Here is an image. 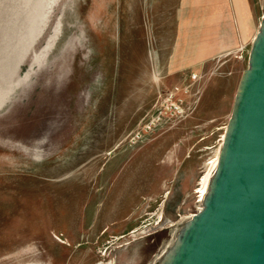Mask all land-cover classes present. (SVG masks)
Segmentation results:
<instances>
[{"label":"water","instance_id":"obj_1","mask_svg":"<svg viewBox=\"0 0 264 264\" xmlns=\"http://www.w3.org/2000/svg\"><path fill=\"white\" fill-rule=\"evenodd\" d=\"M178 0H0V264H264V15L226 129L159 220L81 242L105 156L165 83Z\"/></svg>","mask_w":264,"mask_h":264},{"label":"rangeland","instance_id":"obj_2","mask_svg":"<svg viewBox=\"0 0 264 264\" xmlns=\"http://www.w3.org/2000/svg\"><path fill=\"white\" fill-rule=\"evenodd\" d=\"M235 2L178 0V18L164 86L156 102L131 131L105 153L94 179L93 197L85 206L81 242L98 256L105 257L123 238L155 224L192 150L217 130L226 129L239 79L248 66L252 39L264 14V0H241V9L246 8L248 15V31L252 32L244 47L231 49L234 46L231 39L227 45L229 50L209 59L205 66L193 65L184 70L170 68L179 65L188 55L185 53L192 44L185 36V28L191 29L192 24L220 17L224 27H236L237 41L246 39L240 29L241 3ZM193 73H200L201 78L192 81ZM187 86L191 107L188 118L171 130L157 126L145 142L133 145L131 137L135 131L157 119V109L162 103L167 105L165 100L171 92ZM131 202V212L123 213Z\"/></svg>","mask_w":264,"mask_h":264},{"label":"crops","instance_id":"obj_3","mask_svg":"<svg viewBox=\"0 0 264 264\" xmlns=\"http://www.w3.org/2000/svg\"><path fill=\"white\" fill-rule=\"evenodd\" d=\"M235 1H236L235 3H238V2L239 4L241 3L240 4V9H241V7L243 6L242 5L243 3L241 2V0H235ZM239 12L242 13V16H243L242 19L244 20V23L242 20L240 24L241 32H243V35L246 38L244 41L242 39L237 41L236 27L235 26L228 27L227 25L226 27H224L223 22L220 19V17H214L211 21L209 20L206 23H201V24L199 23L197 25L196 23L192 24L190 27L191 29L185 28V32H186L185 36L186 38H188V41L190 42V44H192L191 46L188 45L189 49L190 48L191 49L189 50V52L185 53L188 55H186V58L181 60L179 65H171L172 67L170 66L171 67L170 69L184 70L189 67H192L193 65H198L201 67L205 66L209 59L220 56L229 50L227 45L231 41V39L234 40L233 41L234 46L231 49L235 50V49H238V47H244V45L247 44V41L250 40L248 39V37H251L252 32L248 31L249 22H248V15L246 16V8L245 9L242 8ZM202 22H205V21L202 20ZM240 79H239V82H240ZM237 89H238V86H237ZM236 93H237V90H236ZM131 207H133L132 202L128 206L129 209L128 210L124 209L123 213L131 212L132 210Z\"/></svg>","mask_w":264,"mask_h":264},{"label":"built area","instance_id":"obj_4","mask_svg":"<svg viewBox=\"0 0 264 264\" xmlns=\"http://www.w3.org/2000/svg\"><path fill=\"white\" fill-rule=\"evenodd\" d=\"M240 60L244 59V56H238ZM200 73L191 74L190 79L192 81H198L200 79ZM189 87L179 89L177 92H171L168 98L165 100L167 105L161 104L160 108L157 109L154 122L150 124L140 126L131 137L133 145L143 143L147 137L154 133L157 126L165 127L167 130L173 129L177 124L186 120L189 116L191 107L188 103ZM156 122V123H155Z\"/></svg>","mask_w":264,"mask_h":264},{"label":"bare ground","instance_id":"obj_5","mask_svg":"<svg viewBox=\"0 0 264 264\" xmlns=\"http://www.w3.org/2000/svg\"><path fill=\"white\" fill-rule=\"evenodd\" d=\"M254 39V38H253ZM253 41V40H252Z\"/></svg>","mask_w":264,"mask_h":264}]
</instances>
